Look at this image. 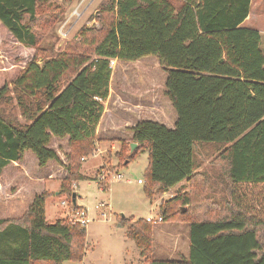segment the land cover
<instances>
[{
  "label": "trees",
  "instance_id": "16d2710c",
  "mask_svg": "<svg viewBox=\"0 0 264 264\" xmlns=\"http://www.w3.org/2000/svg\"><path fill=\"white\" fill-rule=\"evenodd\" d=\"M179 1L106 0L94 15L99 29L80 28L68 52L39 63L35 26L64 9L51 0H0V26L33 50L0 86V264L82 259L85 225L46 220L43 180L61 175L58 192L69 198L72 182L90 179L81 158L95 150L112 72L144 57L164 72L173 127L143 119L127 127L129 138L110 140L121 143L118 166L147 155L150 200L188 182L158 208L162 221L188 224V254L151 257L153 227L143 218L119 220L126 236L145 264H264V53L259 31L241 24L250 0ZM53 140H65L63 156ZM205 145L215 146L217 173L195 163V146Z\"/></svg>",
  "mask_w": 264,
  "mask_h": 264
},
{
  "label": "rangeland",
  "instance_id": "374dc122",
  "mask_svg": "<svg viewBox=\"0 0 264 264\" xmlns=\"http://www.w3.org/2000/svg\"><path fill=\"white\" fill-rule=\"evenodd\" d=\"M51 1L61 5L64 10L58 17L42 18L35 26L39 63L46 58L56 57L61 52H68L69 44L77 42L80 28L95 27L99 29L101 24L95 20L94 15L99 6L104 4L106 0H84L80 5H78L79 0L71 2L65 0ZM172 2L174 5L180 4L179 0H172ZM86 3L88 4L86 5ZM77 5L79 11H83L80 17L72 13ZM246 23L259 31L260 47L264 53V0L252 1L249 19ZM32 55V49H26L16 43L10 34L0 26V86L4 82L9 83L17 71L31 59ZM90 58H93V55H90ZM150 59L154 60L153 57H144L135 64L126 63L122 66L123 75L131 81L130 88L138 86L137 83L133 84L134 78L138 80L137 77L143 74V70H150L149 73H154L153 77L156 75L161 81V74L164 76V72L160 67L153 68L154 65H148L150 68H145L143 66L149 64L146 61H150ZM119 66L120 64H118ZM73 74V72L67 73L64 81L72 77ZM172 115L175 119L174 112ZM147 118L158 120L160 117L134 116L128 124H135L137 121ZM161 118L167 122L169 113L161 116ZM122 135L124 136V134ZM116 136L121 135L119 133ZM51 144L63 156L66 150L65 140H53ZM106 144L107 141L100 142L101 150L98 148L99 151L96 152V155H89L81 163L80 171L90 179L71 183L77 208L73 207L71 197L68 198L58 192L61 175L55 178L45 177L43 180L44 190L51 193L45 200V217L49 223L54 222L56 218L70 217L79 210H85L88 219L85 226V250L82 259L80 261L67 260L61 264H145L143 258L139 256V250L134 241L126 236L127 224L121 225L119 222L121 214L125 218H132L133 220L145 219L149 216L156 217L160 202L173 195L171 191L167 194L158 192L150 200L145 193L147 155L145 153L140 154L129 163L118 166L119 159L114 154L121 150V143L117 142L113 149L111 146L107 149ZM96 149L97 146L95 145ZM214 150L215 146L213 145L195 146L194 157L198 169L213 173L219 172V167L212 163ZM26 154L32 155L30 152H25ZM101 173L106 175L103 180H100L98 176ZM116 174H121L122 178H115ZM137 180L142 182L138 184ZM25 186L27 189V186L32 187V184L27 185L26 183ZM7 188L11 192L18 186L14 182L10 183ZM26 189L22 191L24 192ZM55 191H57L56 194ZM151 225L153 227L151 257L156 259L177 258V253H186L187 226L185 224L169 220Z\"/></svg>",
  "mask_w": 264,
  "mask_h": 264
},
{
  "label": "crops",
  "instance_id": "0c3cea01",
  "mask_svg": "<svg viewBox=\"0 0 264 264\" xmlns=\"http://www.w3.org/2000/svg\"><path fill=\"white\" fill-rule=\"evenodd\" d=\"M253 0H250L249 6V13L245 20L241 23L243 26L252 27L248 25L246 22L249 19L250 15V7ZM261 12V10H260ZM256 29V28H255ZM138 61L131 62L128 64H135ZM148 62V61H146ZM120 66L112 72L111 80H110V88H109V95L104 105V113L97 125L96 128V146L97 149H100V142L107 141L106 148H110V146L115 148L116 143L119 142L117 140H110V139H117L115 138L117 134H124V136H120L118 138H129L130 132L125 129L134 124H128L132 117L134 116H157L160 117L157 121L163 123L167 127H173L174 119H173V109L169 103V101L163 96V89H164V76L161 74V81L155 75L150 74V70H143V74L135 80L134 83H137L138 86L130 88L129 85L131 81L129 78L123 75L122 73V66L126 65V63H118ZM148 65H154L153 68H159L156 62H149V64L143 65L145 68H150ZM141 72V73H142ZM114 78V80H113ZM113 80V82H112ZM160 91V94H159ZM169 113V119L167 122L163 121L161 116ZM151 119V118H147ZM123 129V130H122ZM120 143V142H119ZM98 149V150H99ZM101 150V149H100ZM87 158H85L86 160ZM84 160V161H85ZM83 161V162H84ZM81 172V171H80ZM81 174L87 176L86 174ZM2 176H0V180L2 181ZM0 181V187L2 188L3 184ZM139 184V183H138ZM189 190V184L186 180L179 182L178 184L174 185L173 187L169 188L167 192H173L172 196H175L179 193H184ZM57 191H55V194ZM171 196V197H172ZM158 216V215H157ZM60 219V218H56ZM55 219V220H56ZM185 224L186 232H187V250L186 253L179 252L178 255L187 256L188 254V224L187 223H180ZM86 226V225H85ZM86 228V227H85ZM163 240V238H162ZM160 259H176L171 257L160 258Z\"/></svg>",
  "mask_w": 264,
  "mask_h": 264
},
{
  "label": "built area",
  "instance_id": "2783aa9c",
  "mask_svg": "<svg viewBox=\"0 0 264 264\" xmlns=\"http://www.w3.org/2000/svg\"><path fill=\"white\" fill-rule=\"evenodd\" d=\"M82 2H84V0H79V3H78V5H80ZM88 3H86V5H87ZM78 5L74 8V10H73V14L75 15V16H82V14H83V11H79V9H78ZM85 5V6H86ZM115 64V61L113 60V59H111V60H109V65L110 66H113ZM97 151H99L98 149H96V150H94L92 153H91V155H96L97 153ZM85 160V158L84 157H82L81 158V161H84ZM99 176V179L100 180H103L104 178H105V176L106 175H104V174H99L98 175ZM115 178H117V179H121L122 178V175L121 174H116L115 175ZM127 182H128V180H126ZM137 183H141V180H137ZM63 204H64V202H63ZM70 216V215H69ZM70 218L71 219H73V220H75V221H77V222H79L80 224H82V225H86V223L88 222V219H87V217H86V211L85 210H79V211H76L75 213H74V215H71L70 216ZM145 220L147 221V222H149V223H151V224H155V223H158V222H162V219H161V217L160 216H156V217H145Z\"/></svg>",
  "mask_w": 264,
  "mask_h": 264
},
{
  "label": "water",
  "instance_id": "95a60500",
  "mask_svg": "<svg viewBox=\"0 0 264 264\" xmlns=\"http://www.w3.org/2000/svg\"><path fill=\"white\" fill-rule=\"evenodd\" d=\"M135 146H136V143H131L130 144L131 150L134 149ZM71 203L73 205L75 204V194L73 192H72V195H71ZM121 218H124L123 214H121Z\"/></svg>",
  "mask_w": 264,
  "mask_h": 264
}]
</instances>
